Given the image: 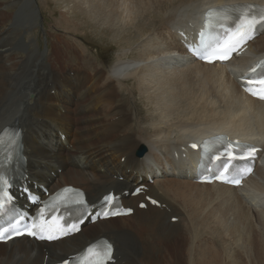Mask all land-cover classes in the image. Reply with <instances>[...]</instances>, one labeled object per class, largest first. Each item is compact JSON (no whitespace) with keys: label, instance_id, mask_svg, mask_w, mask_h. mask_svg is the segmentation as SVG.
<instances>
[{"label":"bare ground","instance_id":"bare-ground-1","mask_svg":"<svg viewBox=\"0 0 264 264\" xmlns=\"http://www.w3.org/2000/svg\"><path fill=\"white\" fill-rule=\"evenodd\" d=\"M22 1L0 0V130L20 128L26 156L13 190L17 204L29 206L24 189L40 196L42 187L73 185L90 203L113 190L133 211L87 219L79 232L56 241L21 236L0 243V264H51L99 236L113 243L110 264H264V100L238 79L264 56V27L224 64L199 62L183 45L207 7L264 0H68L93 28H122L124 34L114 32L119 47L110 65L101 56L107 42L68 13L45 30L50 41L42 52L32 28L12 24L7 9ZM139 36L141 50L130 55ZM18 43L27 50H17ZM126 81L158 117L149 122L140 115ZM218 133L261 148L254 167L260 180L249 176L238 187L196 181L199 153L188 144ZM140 144L146 153L137 156ZM138 185L142 190L132 196Z\"/></svg>","mask_w":264,"mask_h":264},{"label":"rangeland","instance_id":"rangeland-1","mask_svg":"<svg viewBox=\"0 0 264 264\" xmlns=\"http://www.w3.org/2000/svg\"><path fill=\"white\" fill-rule=\"evenodd\" d=\"M22 2L19 5L18 9H10V8L7 9V10H9V12L13 13V15H14V17L12 19V24L17 25V26H19L20 24H23V25H27L30 28H32V32L29 33V35H31L30 38H32L33 41L35 39L37 47L40 50H42V52L48 51V47H47L46 43H48L50 41V38H49V36L45 30H48L50 27L53 26L54 18L59 19V16H60L59 13H68L71 15L69 18L72 17V19H75L78 22L86 23V25L89 24L87 26L84 25L81 28L85 31H87V30L90 31V32H88V34L91 35L94 39L100 40L103 42H107L106 48L103 49L101 56H102V58H104V62H106V64L110 65L112 63V61H113L112 56H114V54L117 52V49L119 47L118 43H116V44H118V47L115 46L116 41H114L113 38H115L117 36V35H115V33L116 34L119 33L120 35L124 34V32H121L122 28H121V30L116 29V31L115 30H113V31L109 30L108 31V29H106L102 25H97V27L93 28V26H91V24H90L91 22L89 20H86V18L83 17L82 13L79 12L78 9L74 8L73 4L68 2V0H48V1L47 0H33V1L30 0L28 2L26 0H23ZM33 15H36V16H33ZM87 21L90 23H88ZM126 28L128 29V31L133 29L131 26L130 27L128 26ZM24 38L26 39V36ZM138 38H139V40L136 39L134 42L132 41L133 43L131 42V44H130L131 46L128 49L129 53L131 52L130 55H136L135 53H137L141 50V48H138V45L135 42L140 43L142 41L141 39H143V36H139ZM91 47L93 48L94 53H97V50L99 48H95L94 45H92ZM16 48H17V50H20L22 52L23 51L25 52L27 50V48L24 45H21L20 43L17 44ZM25 48H26V50H25ZM126 64H129V63L126 62ZM125 85H126V88L127 87L129 88V89L127 88L129 90V92L133 91L131 97L134 98L133 100L135 101L137 109H140L139 113L141 116L146 117V118L149 117L150 118L149 122L151 121L152 118L158 117L155 115L158 113L151 114V112L149 111L147 106L145 104H143V99H141L142 97H141L139 91L134 89V85L132 82L126 81ZM119 117H123V113H121L119 115ZM149 122H147V120L145 119L144 122L142 123V125H147ZM143 146L144 145L140 144L136 148V150H135L136 155L141 150V148H143ZM145 153H146V150L143 151L142 154H145ZM252 177H254V179H256V180H260L259 177L255 174H253ZM119 179H121V178H119ZM169 219L171 221V218H169Z\"/></svg>","mask_w":264,"mask_h":264},{"label":"snow or ice","instance_id":"snow-or-ice-1","mask_svg":"<svg viewBox=\"0 0 264 264\" xmlns=\"http://www.w3.org/2000/svg\"><path fill=\"white\" fill-rule=\"evenodd\" d=\"M262 21H244V24L246 25V27L244 28H239L237 29L235 32L230 33L228 36V40L225 42V44L221 45V47L223 48V51L225 53H230L231 51H235V49L240 45V43H242L245 39V37L247 36V31L248 30H255L256 24L260 23ZM205 60L211 61L213 59H220V60H226L228 59L227 55H220L218 57L216 56H205L203 57ZM258 69H260V78L256 81H253L251 79L246 81L247 85H251V84H264V65H258L257 68H253L251 71L253 73H257ZM248 91H251V88H247ZM253 95H257V93H253ZM261 99H264V95L260 96ZM9 143L12 144L14 150H15V155L16 157L20 156L21 153V144H20V139H19V134L17 132H13L12 136L9 138ZM193 147H196V145H193ZM254 149L252 152H250L248 155L251 156L254 153ZM228 157L231 159H235L237 157L233 156L232 152H228L227 153ZM240 159H245L246 157H239ZM5 163V161L0 160V166H3V164ZM248 171L250 172L251 169L249 168ZM221 177H217V179H220ZM236 184H239V180H234L232 181ZM8 180L4 178V176L0 175V193H3V195H0V215L5 214V209L7 208L8 204H11L14 200V197L12 195H10V189L8 191H5V187L8 185ZM67 191V190H66ZM137 191H139V189H137ZM105 202L107 204H111L113 202L111 197H106L105 198ZM77 203H83V201H77ZM153 203H155V201H153ZM43 211V209L41 210ZM110 213L105 212L104 215H109ZM111 214H116V213H111ZM54 221H56L57 226L59 227V221L56 217L52 218ZM8 223H10V221H8ZM50 223V222H49ZM44 224L45 221L41 220L39 224L33 223L31 225V228L28 230V234L35 236L36 235V231L35 229H39L40 231L44 230ZM69 228H71L72 230H76L75 225H68ZM14 226H13V231H14ZM7 231V230H5ZM17 235H19L20 233H16ZM65 235H67V233H64ZM48 239H54L55 237L53 236H48ZM95 248H98L99 251L94 253V248L90 247L87 252L89 254H94L97 258L95 260H91L90 264H105V261L110 260L112 257V245L108 244L106 242H99L96 246H94ZM64 264H69L68 261H64Z\"/></svg>","mask_w":264,"mask_h":264},{"label":"water","instance_id":"water-1","mask_svg":"<svg viewBox=\"0 0 264 264\" xmlns=\"http://www.w3.org/2000/svg\"><path fill=\"white\" fill-rule=\"evenodd\" d=\"M143 151H144V149L141 148V150L137 153V155H138V156L142 155Z\"/></svg>","mask_w":264,"mask_h":264}]
</instances>
